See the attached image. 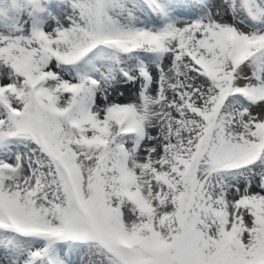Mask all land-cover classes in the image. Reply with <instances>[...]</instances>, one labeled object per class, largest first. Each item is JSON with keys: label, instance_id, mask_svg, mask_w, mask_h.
<instances>
[{"label": "snow or ice", "instance_id": "1", "mask_svg": "<svg viewBox=\"0 0 264 264\" xmlns=\"http://www.w3.org/2000/svg\"><path fill=\"white\" fill-rule=\"evenodd\" d=\"M0 264H264V0H0Z\"/></svg>", "mask_w": 264, "mask_h": 264}]
</instances>
